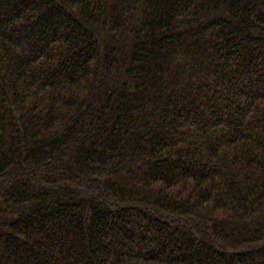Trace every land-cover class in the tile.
<instances>
[{
    "label": "trees",
    "instance_id": "trees-1",
    "mask_svg": "<svg viewBox=\"0 0 264 264\" xmlns=\"http://www.w3.org/2000/svg\"><path fill=\"white\" fill-rule=\"evenodd\" d=\"M0 264H264V0H0Z\"/></svg>",
    "mask_w": 264,
    "mask_h": 264
}]
</instances>
